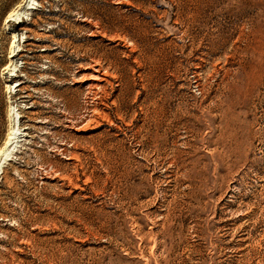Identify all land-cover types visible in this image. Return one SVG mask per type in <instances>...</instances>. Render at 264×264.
Instances as JSON below:
<instances>
[{"label":"rangeland","instance_id":"rangeland-1","mask_svg":"<svg viewBox=\"0 0 264 264\" xmlns=\"http://www.w3.org/2000/svg\"><path fill=\"white\" fill-rule=\"evenodd\" d=\"M9 129L0 264H264V0H0Z\"/></svg>","mask_w":264,"mask_h":264},{"label":"bare ground","instance_id":"bare-ground-1","mask_svg":"<svg viewBox=\"0 0 264 264\" xmlns=\"http://www.w3.org/2000/svg\"><path fill=\"white\" fill-rule=\"evenodd\" d=\"M27 8V7H26ZM14 10H16L15 8H14ZM11 12H12V10H11ZM17 12V11H16ZM13 13V12H12ZM10 16V15H9ZM14 17V16H13ZM8 18V17H7ZM12 18H9L8 20H11ZM14 19V18H13ZM12 19V20H13ZM9 113H11V112H9ZM9 116V115H8ZM17 118V117H16ZM10 119V118H9ZM14 120H15V118H14ZM11 121V120H10ZM12 122H14V121H12ZM19 122V121H18ZM11 126H12V124H11ZM12 127H15V126H12ZM12 129H14V128H12ZM12 129H9L10 131H7V135L5 136V140H4V142H3V147H1L0 148V156H3V153L4 152H6L4 149L7 147V146H10L11 144H12V141L14 140L13 139V132H15V131H13ZM15 134V133H14ZM13 139V140H12ZM8 151V150H7ZM1 160H2V158H0ZM4 160V159H3Z\"/></svg>","mask_w":264,"mask_h":264}]
</instances>
